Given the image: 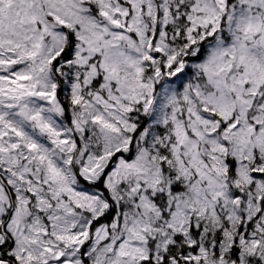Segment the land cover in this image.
<instances>
[{
    "label": "snow or ice",
    "instance_id": "6c2138e0",
    "mask_svg": "<svg viewBox=\"0 0 264 264\" xmlns=\"http://www.w3.org/2000/svg\"><path fill=\"white\" fill-rule=\"evenodd\" d=\"M0 264H264V0H0Z\"/></svg>",
    "mask_w": 264,
    "mask_h": 264
}]
</instances>
